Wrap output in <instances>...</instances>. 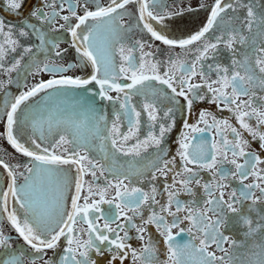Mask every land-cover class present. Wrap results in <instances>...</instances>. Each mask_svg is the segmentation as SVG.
I'll return each instance as SVG.
<instances>
[{"label": "snow or ice", "instance_id": "1", "mask_svg": "<svg viewBox=\"0 0 264 264\" xmlns=\"http://www.w3.org/2000/svg\"><path fill=\"white\" fill-rule=\"evenodd\" d=\"M42 2L53 11L49 14L42 7L34 9L30 16L37 23L7 25L0 18V74L7 76L0 79V91L13 83V72L51 76L31 87L23 85L26 90L4 101L6 124L0 138L27 159L12 165L0 157V167L8 178L6 190L0 191V216L31 251L14 248L10 235L0 227V264H97L94 257L106 254L108 264H124L129 258L131 264H264V158L248 150L252 141H258L264 150V3L214 0L210 16L199 31L186 39H172L152 24H162L166 16L174 15L164 12L163 0H108L107 4L62 0L59 11L55 10L56 0ZM24 3L6 0L5 6L10 13H17ZM90 3L95 7L90 8ZM133 4L138 5L137 22L126 24L125 17L132 15L128 6ZM157 5L164 14L155 13ZM64 11L68 14L61 15ZM57 24L52 32L63 29L70 34V46L78 57L75 63L37 58L50 49L56 57L67 52L59 50L60 37L43 27ZM141 26L152 40L191 54V61L179 54L170 56L166 63L158 61L145 50L152 46L145 40L126 44L130 33ZM30 34H35L38 43L21 44L20 38ZM18 49L19 55L9 60ZM221 50L230 54L228 64L217 62ZM210 59L214 63L206 64ZM87 66L92 68L87 76L68 74ZM197 77L199 82H194ZM16 83L20 87L22 81ZM157 83L170 89L171 95ZM201 90H206L204 95H200ZM207 93H211L212 103L232 112L237 123L217 119L210 112L201 113L198 124L185 120L176 154L183 162L182 171H176V157L165 159L167 148L162 147L175 126L174 108L168 107L161 118L164 122H160L158 100L163 97L173 102L177 111L186 107L190 112L193 101L204 100ZM133 97L141 99L133 103ZM180 97L186 106L180 105ZM97 98L112 103L111 120L103 109H97ZM142 114H146L148 124L144 138L139 135ZM125 121L127 129L123 131ZM213 130L219 140L201 138L193 145L197 139L193 134ZM149 148L156 151L144 156ZM94 151L96 155L91 154ZM120 157L130 159L121 162ZM189 165L211 173V181L201 183L200 172ZM169 172L173 178L165 187V204L156 199L155 186L150 192L133 186L146 173L155 181L156 173L167 177ZM87 176L91 179L86 180ZM20 177L23 184H18ZM233 180L239 187L231 186ZM248 180L251 182L245 183ZM178 184L190 196L196 194L190 185L202 189V204L193 207L195 200L181 202ZM229 188L231 191L226 192ZM73 189L69 211L65 199ZM145 205L150 212L147 217L142 212ZM182 211L186 214L178 215ZM253 212L258 219H253ZM134 216L141 217V226L134 222ZM121 218L124 224L118 222ZM186 221L188 226L181 227ZM78 224L86 227L78 228ZM126 225L136 230L140 240L147 232L144 225H155L166 244V260H159L151 236L142 248H132L126 242ZM229 225L245 229L242 241L226 234ZM185 232L192 239L178 240ZM62 238L66 246L61 254L46 258L47 250L55 251Z\"/></svg>", "mask_w": 264, "mask_h": 264}, {"label": "flooded vegetation", "instance_id": "2", "mask_svg": "<svg viewBox=\"0 0 264 264\" xmlns=\"http://www.w3.org/2000/svg\"><path fill=\"white\" fill-rule=\"evenodd\" d=\"M61 2L62 0H56V3H57V8L55 9L56 11L60 10L59 5L61 4ZM99 2L102 4H107L108 0H99ZM81 3H83V0H81ZM261 3H264V0H261ZM5 4H6V0H0V18L4 19L7 25L19 26L21 24H27L29 22L37 23L35 18H32L30 14L34 9L38 7H42L45 13L50 14L53 11V9L45 6L42 0H25L23 7L17 13H10L8 8L5 6ZM213 4H214V0H163L164 12L173 13L174 15H172L171 17L166 16L162 24L158 23L157 21H152V24L158 31H162L163 34L167 35L169 38L186 39L190 35L195 34V32L199 31L206 24L207 18L210 16V7ZM63 7L67 9L68 5L64 3ZM89 7L94 8L95 5L90 3ZM137 9H138V5L133 4V5L128 6V10L132 15H131V18L126 16L124 19V23L135 24L137 22V16H138ZM154 11L156 14H164V12L161 11V8L159 5H157ZM66 14H68L66 11L61 13V15H66ZM78 14H82V11H79ZM228 15H231V12H229ZM240 15L241 16L244 15L243 11L240 12ZM59 23H64V22L63 20H60ZM37 26L39 27L40 25L37 24ZM43 27H44V30L48 31L51 35L60 37V39L58 40L59 50L63 52L64 49H67V52H64L62 57H56L54 50L50 49L47 53H43V52L40 53L37 58L39 60H44L47 57L51 62H55L57 64L75 63L78 57L74 49L70 46V40H71L70 34L66 33L63 29H59V31L52 32V28L53 27L58 28V24L57 25H44ZM15 31L16 29H14V32ZM130 36H131V40L127 41L126 44H131V42L135 40L148 41V43H150L152 46L151 48L146 47L145 50L151 51L154 54V58L158 61H163L166 63L170 56L175 57L176 54H179L181 58L187 59L189 61H191L192 59L191 54H186L182 52V50L179 49L178 47L170 48L169 46L162 44V42L160 41L152 40L150 37V34L142 30V26L141 28L134 29L133 32L130 33ZM20 42L21 44L25 46H32V45L37 44L38 40L36 39L35 34H30V37L20 38ZM19 51L20 50L18 49L17 53L11 54L8 59L11 60L13 56H18ZM34 51H36L35 48H34ZM229 58H230V54L228 53V51L221 50L217 56V62H220L222 64H228ZM27 59L28 57H25V60ZM115 60L117 64L120 63L118 47L115 51ZM205 63L206 64L214 63V61L210 59V60L205 61ZM91 72H92L91 66H87L83 69H80V68L73 69L68 74L87 76ZM11 78L13 80V83L8 85L7 89L0 91V133L4 132L5 124H6V116L4 115L5 99L10 100L12 96L19 95L21 91L26 90V88L23 85H27V87H31L33 84L38 82L40 79L47 80V79H50L51 76L50 74L43 73V72L39 74H36V73L29 74V73H24L23 71H20L19 75L17 72H13L11 74ZM212 78L215 79V75H213ZM0 79L6 80L7 76H5L4 74H0ZM17 80L22 81V84L20 87L17 86V83H16ZM194 82H199V77H197L196 81ZM156 86L164 88V90L167 91L169 95H171L170 89H167L166 86H161L158 83L156 84ZM97 91H98V88H97ZM205 92L206 90H201L200 95H204ZM111 95L115 96L116 93L113 92L111 93ZM210 97H211V93H207V96L204 100H199V99L194 100L192 109L190 112L186 110V107L182 111H177L176 106H174L173 102H171L170 100L164 99L163 97H161L158 100V106L160 108L158 120H160V122H164V120L161 119L163 118L164 111L168 107L174 108L173 116L175 119V126L172 128L171 132L166 135V138H165V141L162 147L167 148V156L165 157V159H171L173 156L176 157V163H175L176 171H182L183 162L181 161L179 156H177L176 154L179 151L178 141L181 137V134L185 131L183 127L185 120L189 124H198L201 113L210 112L213 115H215L217 119H228L233 124L237 123L236 120L234 119L232 112H229L227 109H223L222 105L212 103ZM140 99H141L140 97H133V103H137L138 101H140ZM178 99L180 101V105L186 106V102L184 101L182 97ZM96 107L97 109H103L107 113L109 120L112 119L113 107H112L111 102L100 101L97 98ZM124 123H125V127L122 130L126 131L127 122L125 121ZM199 126L204 127L202 123H200ZM156 130L158 131V125H157ZM28 132L31 133L30 128L28 129ZM147 132H148L147 116L146 114H142L141 128H140V133H139L140 137L144 138ZM193 135L197 137L196 140L192 141L193 145H195L201 138H203L207 142H211L213 139L219 140L220 138L215 133L214 130L207 131L202 134L195 133ZM258 144H259L258 141H252L251 147L248 150L255 152L257 155H260L262 158H264V150H261ZM66 147L70 148L71 146L69 145ZM155 151H156L155 148H149L148 152L144 153L143 155L148 156L149 154ZM91 154L96 155V152L94 151ZM0 157L5 159L6 162L12 165L24 162L27 159L23 157L21 154L16 153L15 150L11 147V145L7 143V140L3 138H0ZM120 159H121V162H123L124 160L130 159V157H120ZM189 167H193L195 170L200 172V176L202 177L201 183H204L206 181L207 182L211 181L212 179L211 173H209L208 171L199 169L194 165H189ZM225 167L231 168L232 166L227 165ZM261 167H264V165H262ZM20 170L22 171L23 169H20ZM71 175L73 177L75 176V169L72 170ZM156 175H157V179L153 181L151 179V174L146 173L145 176L141 178L140 181L134 182L133 186L141 187L146 192H150L151 188L155 186L158 190L156 199L159 200L161 204H165L167 201V193L165 192V187L172 183L173 173L169 172L167 177L161 176L160 173H156ZM85 179L90 180L91 177L87 176L85 177ZM176 179L179 180L180 177H176ZM23 182H24L23 178L20 177L18 179V184H23ZM250 182L251 180L245 181V183H250ZM7 183H8V178H7L6 170L0 167V191L6 190ZM100 183H103V180H101ZM230 183L232 187H239L238 181L233 180V181H230ZM190 187H193L194 189H196L195 196L188 195L182 189V186L178 184L177 188L180 189L178 199L184 203H190L191 201L195 200L197 203L192 206L198 207L202 204V198L204 196L203 190L200 188H197V186L194 184L190 185ZM228 191H231V188L226 189V192ZM72 194H74V189H73V192H70L65 199V206H66V209L69 211H70V206H71L70 197ZM225 198L227 199V196ZM149 203L151 204V201H149ZM17 207L19 206L17 205ZM102 207L107 209L109 206L102 205ZM153 207L155 208L157 212L159 211L158 206L154 205ZM257 207L259 208L260 206L257 205ZM172 210L175 211V205H173ZM142 212H143L144 217H147L150 214L149 208L147 205L142 207ZM185 214L186 213L182 211L178 215L183 216ZM93 215H96V214H93ZM129 215H132V213L129 212ZM251 215L254 220L258 219L255 212H253ZM133 219H134V222L137 224V226H141L142 224L141 217L134 216ZM168 220L169 222H171L172 218L168 217ZM118 222L121 224H124L123 218H121ZM100 223L103 224V220H101ZM144 226L147 228V232L144 233V240H140L139 234L136 232V230L132 229L131 225H126V230H128V240L126 242L130 244L132 248L140 249L142 248L143 244L148 240L149 236H151L152 241L156 245V248L158 250L157 256L159 260L160 261L166 260L167 253H166V244L164 243V238L159 234L155 225H144ZM187 226H188L187 221L181 225V227H187ZM0 227L3 228L6 235H10L11 244L14 248L22 250V251L25 249H27L28 251H31V249H28L27 245L24 244L23 240L18 237L15 230L11 228L8 221L3 216H0ZM77 227L84 228L86 227V225L78 224ZM112 227L115 228L116 224L113 223ZM244 230L245 229H243L240 226L233 227L229 225L226 234H231L233 238L236 239L237 241H242L244 239L243 234H242ZM173 231L175 232L176 230L174 229ZM120 235L123 236L124 232L121 231ZM177 239L187 242L188 240L192 239V237H190L188 233L185 232V233H182L181 236L177 237ZM257 240H259V236H257ZM248 243L250 244L251 240H249ZM65 246H66V243L64 239L62 238L60 241L59 247L55 251L47 250L46 258H52V257H55L61 254ZM237 251L243 252L244 249H238ZM217 254L219 255L220 253H217ZM108 255L109 254H106L103 257H94V258L97 259V264H108ZM37 264H43V262L37 261ZM117 264H119V262H117ZM124 264H131V258H129L128 260H125ZM137 264H139V262H137Z\"/></svg>", "mask_w": 264, "mask_h": 264}]
</instances>
